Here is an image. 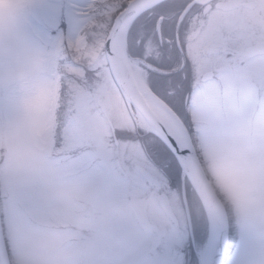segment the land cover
Here are the masks:
<instances>
[{
    "label": "rangeland",
    "instance_id": "374dc122",
    "mask_svg": "<svg viewBox=\"0 0 264 264\" xmlns=\"http://www.w3.org/2000/svg\"><path fill=\"white\" fill-rule=\"evenodd\" d=\"M164 5L168 4L152 10ZM94 15L93 0H0L4 243L26 253L28 246L62 242L63 215H70L78 201L90 196L97 177L114 176L122 178L121 184L132 183L127 189L132 201L156 226L147 240L153 243L160 235L158 243L165 249L162 263L184 264L194 254L200 261L210 234L204 205L168 147L140 124L138 112L126 102L109 71L103 36L88 45L84 27L92 24ZM146 18L147 12L134 20L133 41ZM66 48L84 58L86 67L66 60ZM262 65L264 61L257 63L259 70ZM62 82L70 100L55 145ZM253 83L263 87L264 76L257 75ZM223 86L211 85L210 97L189 105L186 114L178 104L167 105L187 128L192 126L199 159L227 209L229 235L235 243L223 264H264V197L242 203L223 179L221 168L226 156L264 163V93L246 83ZM141 134L150 135L146 142L140 141ZM142 143L158 145L168 176L154 172ZM140 170L155 176L159 187H145ZM102 185L101 193L109 190ZM159 195L166 197L175 220L163 210ZM173 246L183 250L177 258L166 251Z\"/></svg>",
    "mask_w": 264,
    "mask_h": 264
},
{
    "label": "flooded vegetation",
    "instance_id": "af4514ba",
    "mask_svg": "<svg viewBox=\"0 0 264 264\" xmlns=\"http://www.w3.org/2000/svg\"><path fill=\"white\" fill-rule=\"evenodd\" d=\"M229 1L166 0L162 3L168 5L147 11L139 37L128 38V53L142 65V80L155 97L182 106L185 114L189 105L210 97L211 85L223 89L226 82L246 83L264 93V86L253 83L257 75L264 76V65L262 70L257 66L264 54H244L264 41V0ZM157 146L142 143L154 172L168 176ZM139 172L145 187H159L155 176ZM97 178L93 193L63 215L62 242L28 246L26 253L3 243L0 264H164L160 235L148 243L147 235L156 229L141 223L136 212L146 219L145 214L127 191L132 183L121 184L122 178L114 176ZM100 185L109 190L101 193ZM166 251L176 258L183 253L177 246ZM184 262L200 264L195 254Z\"/></svg>",
    "mask_w": 264,
    "mask_h": 264
},
{
    "label": "water",
    "instance_id": "95a60500",
    "mask_svg": "<svg viewBox=\"0 0 264 264\" xmlns=\"http://www.w3.org/2000/svg\"><path fill=\"white\" fill-rule=\"evenodd\" d=\"M163 1L165 0H130L127 6L113 19V24L104 42L105 55L110 69L109 71H111L113 79L126 101L136 109L135 111L141 113L152 125V128H155L154 130L156 131L153 132L171 149L174 157L185 173L187 180H189L200 197L208 216L210 233L213 230L214 234V247L210 264H223L229 240L228 219L224 205L217 196L215 189H213L211 180L208 179L200 159H198L199 156L189 134L187 133L188 136L183 137L181 133L176 134L172 132L164 121L151 110L147 101L144 100V94L135 80L128 63L127 39L129 28L140 14ZM247 1L249 2L250 0H231L228 4H233L232 2L244 3ZM244 54L251 56L264 54V41L249 47ZM146 90L153 94L147 86ZM160 202L168 214L173 216L166 199L160 197ZM136 213L139 215L141 223L145 227L155 229V226L147 223L139 211ZM0 243L1 245L4 243L1 211Z\"/></svg>",
    "mask_w": 264,
    "mask_h": 264
},
{
    "label": "trees",
    "instance_id": "16d2710c",
    "mask_svg": "<svg viewBox=\"0 0 264 264\" xmlns=\"http://www.w3.org/2000/svg\"><path fill=\"white\" fill-rule=\"evenodd\" d=\"M130 0H93V8L95 11V15L92 18V24L88 25V27H84V32L87 36L88 45H92V43L99 39V35L101 34L105 39L108 35L109 29L113 24V19L117 16V14L122 11L128 4ZM63 25V21L60 26ZM66 52V60L75 61L77 65L86 67V60L81 56L78 57L76 53L71 50L65 49ZM64 59H62L63 63ZM70 76V75H69ZM60 90H59V105L56 111V118H57V127H56V143L60 141L62 127L64 125V118L66 112L67 101L70 100L69 91L67 84L65 82L60 83ZM65 115V116H64ZM190 130L192 131V126L190 125ZM4 153L1 151L0 158L2 159ZM0 159V160H1ZM234 243H231V239H229V245L227 253L230 251L232 252L234 248ZM232 244V246H231ZM231 247V248H230Z\"/></svg>",
    "mask_w": 264,
    "mask_h": 264
},
{
    "label": "clouds",
    "instance_id": "9594fccd",
    "mask_svg": "<svg viewBox=\"0 0 264 264\" xmlns=\"http://www.w3.org/2000/svg\"><path fill=\"white\" fill-rule=\"evenodd\" d=\"M223 179L242 203L264 197V163L226 156L221 164Z\"/></svg>",
    "mask_w": 264,
    "mask_h": 264
},
{
    "label": "bare ground",
    "instance_id": "6f19581e",
    "mask_svg": "<svg viewBox=\"0 0 264 264\" xmlns=\"http://www.w3.org/2000/svg\"><path fill=\"white\" fill-rule=\"evenodd\" d=\"M130 70L132 71L135 80L137 81L141 91L144 94V97L151 107V110H153L168 126V128L175 132L176 134L181 133L183 137H187V131L184 129L185 127L182 125L181 121L177 119L176 115L171 111L164 103H162L159 99H156V97L153 96L148 90H146V86L143 84V78L140 73V69L138 65L131 61L129 62ZM138 120L140 124L147 128L148 130L156 131L155 128H152V125L141 115V113L138 112ZM214 234L213 230H211L209 239L207 244L203 247L202 250H200V258H201V264H210L211 257H212V251L214 247ZM1 245V243H0Z\"/></svg>",
    "mask_w": 264,
    "mask_h": 264
}]
</instances>
